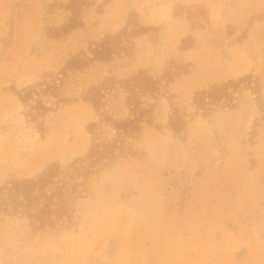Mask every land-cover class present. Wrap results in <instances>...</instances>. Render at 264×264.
I'll list each match as a JSON object with an SVG mask.
<instances>
[{
	"label": "rangeland",
	"instance_id": "1",
	"mask_svg": "<svg viewBox=\"0 0 264 264\" xmlns=\"http://www.w3.org/2000/svg\"><path fill=\"white\" fill-rule=\"evenodd\" d=\"M110 1L0 0V264H264V0H120L125 25L68 53ZM144 34L155 72L116 118L98 67Z\"/></svg>",
	"mask_w": 264,
	"mask_h": 264
},
{
	"label": "crops",
	"instance_id": "2",
	"mask_svg": "<svg viewBox=\"0 0 264 264\" xmlns=\"http://www.w3.org/2000/svg\"><path fill=\"white\" fill-rule=\"evenodd\" d=\"M118 1L120 0H111L106 7L107 11L103 12L104 14L97 17L95 22L90 21V19L92 18L90 15L87 16V20H85L86 29L82 32L71 33L68 37H66L65 41L60 42L59 44L62 45L68 53H70L75 51L77 48H80L82 44L85 43L87 36L100 38L106 34H113L114 32L119 31V29H121L125 25L126 17H110L107 13L109 9L114 8L118 4ZM80 34L83 38L80 37ZM157 48L158 46L153 45L148 36L144 34L133 39L132 57H119L115 60L113 66L104 65V67H98L99 71L97 72V77L99 80H104L106 78H109L110 76L115 77L116 90L112 92L113 94H115L111 96V102L113 106V115L116 116V118H124L126 116L124 107L127 91L121 87V81L128 78L139 69H154L152 65L154 62V53ZM196 51H198L197 47L182 51H176L175 54L183 62H192V60L193 62H195L197 59ZM166 55L169 56V52L165 54L163 53V57ZM154 72L155 69L153 70L152 74Z\"/></svg>",
	"mask_w": 264,
	"mask_h": 264
},
{
	"label": "trees",
	"instance_id": "3",
	"mask_svg": "<svg viewBox=\"0 0 264 264\" xmlns=\"http://www.w3.org/2000/svg\"><path fill=\"white\" fill-rule=\"evenodd\" d=\"M57 169H59V167L54 166L46 170L38 178H35L32 180H22L19 182H15L12 184L11 189L24 193L26 196V201H27L29 199V195L33 193V189H35L36 187L40 191V193L43 194V188L45 187V184L46 185L52 184L49 181L51 178H53L55 171ZM54 184H57V183L54 182ZM59 189L60 187L57 185L51 187L49 189V194L47 195L48 198L56 196L58 194ZM67 190L69 191L70 189H67ZM63 193H67V192L63 191ZM59 195L61 194L59 193ZM49 210H50L49 207L40 204L39 211L28 212V214H30L33 217V219H37L38 221H40L41 219L47 218V216H49L50 213L55 214L57 217H60V216L62 217V214L64 213V211H62L61 208L53 209V211H49ZM50 223H52V221Z\"/></svg>",
	"mask_w": 264,
	"mask_h": 264
}]
</instances>
